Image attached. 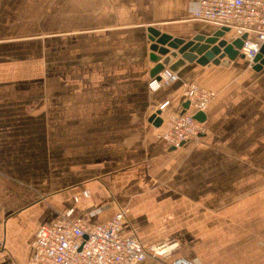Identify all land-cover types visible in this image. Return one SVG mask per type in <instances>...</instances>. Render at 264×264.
I'll return each instance as SVG.
<instances>
[{"label":"crops","instance_id":"0c3cea01","mask_svg":"<svg viewBox=\"0 0 264 264\" xmlns=\"http://www.w3.org/2000/svg\"><path fill=\"white\" fill-rule=\"evenodd\" d=\"M196 6L0 0V264H29L36 229L70 207L90 221L121 208L128 231L193 264H264V66L186 62L149 86L148 27L212 33ZM187 79L216 94L206 132L171 149L149 116L182 111Z\"/></svg>","mask_w":264,"mask_h":264},{"label":"built area","instance_id":"2783aa9c","mask_svg":"<svg viewBox=\"0 0 264 264\" xmlns=\"http://www.w3.org/2000/svg\"><path fill=\"white\" fill-rule=\"evenodd\" d=\"M193 18L228 26L233 38L242 37L239 49L244 58L252 61L264 43V0H196ZM158 78L152 76L149 86L156 89L178 79L176 70L164 67ZM215 90L195 79L182 82L181 95L189 104L185 111H167L169 100L157 107L162 124L156 137L169 146L179 147L185 141L198 139L206 132L204 121L193 114L207 111ZM82 194L88 196L89 190ZM77 200V196H74ZM178 242L165 239L144 243L125 227V214L119 208L102 221H90L68 208L56 219L41 224L35 232L29 264H193L185 255H175Z\"/></svg>","mask_w":264,"mask_h":264},{"label":"water","instance_id":"95a60500","mask_svg":"<svg viewBox=\"0 0 264 264\" xmlns=\"http://www.w3.org/2000/svg\"><path fill=\"white\" fill-rule=\"evenodd\" d=\"M228 26H221L210 34L196 33L192 37L184 38L172 35L155 26L148 27L150 39V59L154 62L150 69L151 76L158 78V73L168 67L177 70L186 62L196 61L200 64L210 65L221 63L228 65L232 59L244 57L239 51L242 45V37L233 38ZM249 65L258 70L264 66V43L259 52L255 55ZM188 100L183 103L182 111L188 107ZM193 116L198 120L205 121L206 112L198 110ZM153 125L159 126L162 123L160 110L156 109L149 116ZM174 149V146H170Z\"/></svg>","mask_w":264,"mask_h":264},{"label":"bare ground","instance_id":"6f19581e","mask_svg":"<svg viewBox=\"0 0 264 264\" xmlns=\"http://www.w3.org/2000/svg\"><path fill=\"white\" fill-rule=\"evenodd\" d=\"M250 62V61H249ZM161 112V111H160ZM161 117H162V115H161ZM163 121V120H162Z\"/></svg>","mask_w":264,"mask_h":264}]
</instances>
